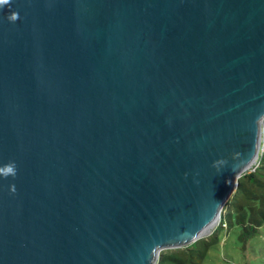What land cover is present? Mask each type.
<instances>
[{"label": "water", "instance_id": "95a60500", "mask_svg": "<svg viewBox=\"0 0 264 264\" xmlns=\"http://www.w3.org/2000/svg\"><path fill=\"white\" fill-rule=\"evenodd\" d=\"M262 123L264 0H11L0 264H155L218 221Z\"/></svg>", "mask_w": 264, "mask_h": 264}, {"label": "trees", "instance_id": "16d2710c", "mask_svg": "<svg viewBox=\"0 0 264 264\" xmlns=\"http://www.w3.org/2000/svg\"><path fill=\"white\" fill-rule=\"evenodd\" d=\"M264 223V142L257 163L243 171L237 185L220 211L217 225L208 237L174 248L161 249L155 264H201L208 248L216 241L219 228L240 226L238 239L245 242Z\"/></svg>", "mask_w": 264, "mask_h": 264}, {"label": "rangeland", "instance_id": "374dc122", "mask_svg": "<svg viewBox=\"0 0 264 264\" xmlns=\"http://www.w3.org/2000/svg\"><path fill=\"white\" fill-rule=\"evenodd\" d=\"M214 223L201 236L208 237L217 225ZM240 226L219 228L216 241L208 248L201 264H264V223L245 242L238 239Z\"/></svg>", "mask_w": 264, "mask_h": 264}, {"label": "clouds", "instance_id": "9594fccd", "mask_svg": "<svg viewBox=\"0 0 264 264\" xmlns=\"http://www.w3.org/2000/svg\"><path fill=\"white\" fill-rule=\"evenodd\" d=\"M10 3H11V0H0V6L6 5V4L10 5ZM7 19L10 22H15L19 19V15L17 12L13 11L7 16ZM227 163L228 161L226 159H219V160L214 161L212 166L215 167L218 164L225 166ZM220 169L221 168H218L217 170L220 171ZM16 175H17V164L14 160H10L9 162L0 166V177H3L6 179L7 177L11 176L15 178ZM9 188L12 193H15L16 189L14 185H10Z\"/></svg>", "mask_w": 264, "mask_h": 264}, {"label": "built area", "instance_id": "2783aa9c", "mask_svg": "<svg viewBox=\"0 0 264 264\" xmlns=\"http://www.w3.org/2000/svg\"><path fill=\"white\" fill-rule=\"evenodd\" d=\"M260 140H261V144H260L258 156H259V154H260V152L262 151V148H263V142H264V123H262L261 124V127H260ZM257 159H258V157H257ZM257 159H256L255 163L252 166H250V167H253L254 165H256Z\"/></svg>", "mask_w": 264, "mask_h": 264}, {"label": "bare ground", "instance_id": "6f19581e", "mask_svg": "<svg viewBox=\"0 0 264 264\" xmlns=\"http://www.w3.org/2000/svg\"><path fill=\"white\" fill-rule=\"evenodd\" d=\"M215 223H216V222H215ZM213 224H214V223H213ZM208 230H209V229H208ZM208 230H207V231H208ZM207 231H204V232H207ZM204 232H203V233H204Z\"/></svg>", "mask_w": 264, "mask_h": 264}]
</instances>
